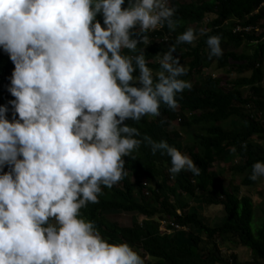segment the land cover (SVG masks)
I'll use <instances>...</instances> for the list:
<instances>
[{
  "label": "clouds",
  "instance_id": "clouds-1",
  "mask_svg": "<svg viewBox=\"0 0 264 264\" xmlns=\"http://www.w3.org/2000/svg\"><path fill=\"white\" fill-rule=\"evenodd\" d=\"M170 1L0 0V49L14 65L6 89L15 98L7 102L11 121L0 105V264H144L126 241H109L80 210L98 203L101 185L110 188L127 174L122 157L133 156L142 141L126 121L151 120L161 104L175 110L178 94L191 88L180 59L185 43L197 39L194 29L199 37L209 32L212 17L189 24L172 44ZM240 30L252 28L233 32ZM142 40L154 57L124 54L136 53ZM220 41L207 37L209 57L222 54ZM177 113L166 128L172 135L179 133L171 127L187 121ZM143 142L170 158L172 175L199 174L166 141L144 136ZM258 178L264 161L251 165L249 179ZM168 226L160 221L159 231L186 229Z\"/></svg>",
  "mask_w": 264,
  "mask_h": 264
},
{
  "label": "trees",
  "instance_id": "trees-1",
  "mask_svg": "<svg viewBox=\"0 0 264 264\" xmlns=\"http://www.w3.org/2000/svg\"><path fill=\"white\" fill-rule=\"evenodd\" d=\"M169 5L175 8L172 44H176L177 35L189 24L212 17L210 31L193 46L185 44L180 59L188 69L181 78L190 82L191 88L178 94L175 110L161 104L159 115H151V120L143 116L139 121H126L138 129L137 138L142 141L133 149V156L122 157L127 174L110 188L101 185L98 203H88L80 210L81 215L93 221L109 241H126L144 259V264H264V201L261 216L255 221L252 198L240 195L239 186L231 181L224 184L225 177L232 175L242 178L240 184L248 187L264 181L249 179L251 165L264 161V148L252 140L254 136L264 140V0H172ZM236 26L251 27L252 31L233 32ZM211 35L221 37L222 54L218 57H209L205 41ZM142 44L143 40L136 53L126 49L123 52L130 55L143 50L146 61L154 57L156 50ZM224 47L232 49L223 50ZM240 47L243 51L237 53ZM213 65L238 77L214 78L206 73ZM11 68L13 63L0 49V105H7L9 111L5 115L10 121L14 113L7 102L15 98L6 86L10 83ZM178 108L187 115L182 128L191 129L184 148L177 134L166 130L178 118ZM238 119L245 125L235 128L233 120ZM144 136L164 140L189 156L199 167V174L187 170L169 173L170 158L159 151L152 153L143 142ZM233 147L235 152L231 151ZM4 170H8L7 166ZM206 206L220 209L222 219L217 226L206 218ZM121 213L146 220L120 227L107 218ZM160 221H167L168 228L177 224L186 229L162 234ZM200 235L206 237L211 248L201 246ZM227 243L249 249L251 262L240 263L234 254L222 255L219 246Z\"/></svg>",
  "mask_w": 264,
  "mask_h": 264
},
{
  "label": "rangeland",
  "instance_id": "rangeland-1",
  "mask_svg": "<svg viewBox=\"0 0 264 264\" xmlns=\"http://www.w3.org/2000/svg\"><path fill=\"white\" fill-rule=\"evenodd\" d=\"M228 25H229V23H228ZM194 30H195L197 39L194 40L192 43H190L192 46L198 41L199 34L201 33V31L199 29H194ZM231 49H232L231 47H224L223 50H231ZM180 51H182V49ZM236 51H237V53H241L243 51V47L238 48ZM263 69H264V63H263ZM207 73L214 74L217 77L218 76H222V77L229 76L231 80H234L238 77V75H236V74L228 75L226 72L218 69L216 67V65H213L212 68L208 69ZM246 76H249V75L247 74ZM243 91H244V93L247 92V90H243ZM239 125H245V124L242 121H240L239 119L237 121L233 120V126L235 128L239 127ZM170 129L173 131H177L179 133L177 136L180 140V146L181 147L187 146V144H188L187 133L191 132V129L190 130L182 129L180 126H176V125H174ZM252 140L256 144H258L261 148H264V140L258 138L257 136H254L252 138ZM232 163L235 164V160H233ZM216 165L217 164H215L213 166L214 169H212V170H215ZM241 180H242V178H236V177H233V175H232L230 178L225 177L224 184L226 185V184L230 183V181H231V183L233 185L239 186L240 195H246V196H249L252 198V201H253V204L255 207V216H256L255 221H258V219L261 216L262 204L264 201V181L260 185H256L255 187H248L245 185L244 186L241 185L240 184ZM204 209H205V216L211 222L212 226H217L218 224H220L221 219H222V215H221L219 208L206 206V207H204ZM107 218L109 221L118 224L120 227H129L134 222H142L143 221V217H141V216H137V215L133 216L131 214H125V213L108 216ZM200 240H201V246H204L206 248H211L212 245L207 242L205 236L200 235ZM219 249H220V252L222 253V255H225V256H230L231 254L236 255L237 259L240 263L251 262L250 250L247 248L238 246L235 243H227L226 245H220Z\"/></svg>",
  "mask_w": 264,
  "mask_h": 264
},
{
  "label": "built area",
  "instance_id": "built-area-1",
  "mask_svg": "<svg viewBox=\"0 0 264 264\" xmlns=\"http://www.w3.org/2000/svg\"><path fill=\"white\" fill-rule=\"evenodd\" d=\"M176 227V229H179V227H177V226H175Z\"/></svg>",
  "mask_w": 264,
  "mask_h": 264
}]
</instances>
